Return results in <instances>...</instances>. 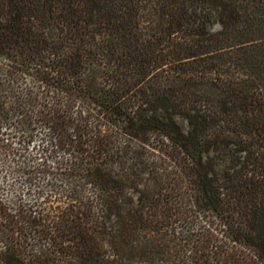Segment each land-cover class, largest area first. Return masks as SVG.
<instances>
[{
	"label": "trees",
	"instance_id": "1",
	"mask_svg": "<svg viewBox=\"0 0 264 264\" xmlns=\"http://www.w3.org/2000/svg\"><path fill=\"white\" fill-rule=\"evenodd\" d=\"M0 184V264H264V0H0Z\"/></svg>",
	"mask_w": 264,
	"mask_h": 264
},
{
	"label": "rangeland",
	"instance_id": "2",
	"mask_svg": "<svg viewBox=\"0 0 264 264\" xmlns=\"http://www.w3.org/2000/svg\"><path fill=\"white\" fill-rule=\"evenodd\" d=\"M220 28L219 24L217 23H210L209 24V29L212 31L218 30ZM176 121L178 122V124L180 125L181 129L186 132L190 129L189 125L187 124L186 120L181 118V117H176ZM36 144L38 143V139L36 138L35 140H33L32 144ZM18 146V145H15ZM9 181L10 180V176L9 175H4L1 180L4 181L6 180ZM1 185V184H0ZM2 186V185H1Z\"/></svg>",
	"mask_w": 264,
	"mask_h": 264
}]
</instances>
